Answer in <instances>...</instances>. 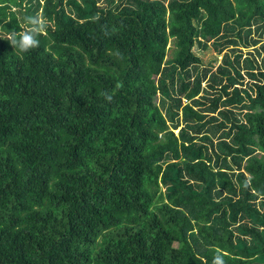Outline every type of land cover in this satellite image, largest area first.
I'll return each mask as SVG.
<instances>
[{
  "label": "trees",
  "instance_id": "16d2710c",
  "mask_svg": "<svg viewBox=\"0 0 264 264\" xmlns=\"http://www.w3.org/2000/svg\"><path fill=\"white\" fill-rule=\"evenodd\" d=\"M37 14L0 38V264H264V0H0V34Z\"/></svg>",
  "mask_w": 264,
  "mask_h": 264
},
{
  "label": "clouds",
  "instance_id": "9594fccd",
  "mask_svg": "<svg viewBox=\"0 0 264 264\" xmlns=\"http://www.w3.org/2000/svg\"><path fill=\"white\" fill-rule=\"evenodd\" d=\"M23 21L25 26L24 30H8L7 32L0 34V38L8 40L13 49L21 54L38 48L40 45L38 37L47 29V23L42 14L26 15L23 18ZM102 95L106 100H112V95L108 93H102ZM224 255L225 254L220 251H217L213 257L212 264H226Z\"/></svg>",
  "mask_w": 264,
  "mask_h": 264
},
{
  "label": "rangeland",
  "instance_id": "374dc122",
  "mask_svg": "<svg viewBox=\"0 0 264 264\" xmlns=\"http://www.w3.org/2000/svg\"><path fill=\"white\" fill-rule=\"evenodd\" d=\"M251 34H252L253 37L256 36V37L264 38V29H258L256 31L252 30ZM220 40H222V38H220ZM237 45H239L242 48L243 51L246 49V47L242 45L240 40L237 41ZM194 50L197 51L202 57V62L198 65L197 68L200 69L201 66H207L208 64H210L208 62H212L213 56L215 55V52H214L212 46L208 45L206 48H201V47H196L195 46ZM171 51H172V48H171ZM169 53H170V50L167 52V55L165 56V58L169 56ZM216 57H217V61H218L219 55H216ZM201 83H203V82H201ZM176 129L177 128H174V132H176ZM172 141H173V139L171 138L170 142H169L170 148H174Z\"/></svg>",
  "mask_w": 264,
  "mask_h": 264
}]
</instances>
